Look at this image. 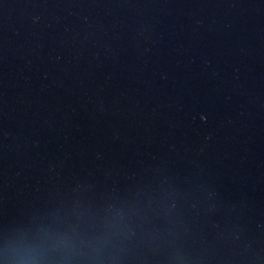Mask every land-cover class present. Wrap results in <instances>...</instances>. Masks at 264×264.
<instances>
[{
  "label": "water",
  "instance_id": "water-1",
  "mask_svg": "<svg viewBox=\"0 0 264 264\" xmlns=\"http://www.w3.org/2000/svg\"><path fill=\"white\" fill-rule=\"evenodd\" d=\"M0 264H264V0H0Z\"/></svg>",
  "mask_w": 264,
  "mask_h": 264
}]
</instances>
